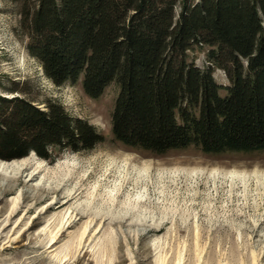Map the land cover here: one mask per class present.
Instances as JSON below:
<instances>
[{"label":"rangeland","instance_id":"rangeland-1","mask_svg":"<svg viewBox=\"0 0 264 264\" xmlns=\"http://www.w3.org/2000/svg\"><path fill=\"white\" fill-rule=\"evenodd\" d=\"M26 41L19 3L0 0V94L40 107L53 98L105 137L91 149L53 147V158H0L24 163L18 181L0 182V264H175L178 255L181 264H264V150L154 153L119 142L110 131L117 85L90 97L81 79L56 84ZM205 51L188 55L204 67ZM213 77L228 81L219 68Z\"/></svg>","mask_w":264,"mask_h":264},{"label":"trees","instance_id":"trees-1","mask_svg":"<svg viewBox=\"0 0 264 264\" xmlns=\"http://www.w3.org/2000/svg\"><path fill=\"white\" fill-rule=\"evenodd\" d=\"M28 52L56 84L118 87L113 138L163 153L264 150V0H12ZM206 46L204 67L188 52ZM224 70L227 83L213 72ZM104 135L52 99L0 94V158L91 149Z\"/></svg>","mask_w":264,"mask_h":264},{"label":"bare ground","instance_id":"bare-ground-1","mask_svg":"<svg viewBox=\"0 0 264 264\" xmlns=\"http://www.w3.org/2000/svg\"><path fill=\"white\" fill-rule=\"evenodd\" d=\"M21 160V159H20ZM126 161V160H125ZM150 163V162H149ZM23 165H24V163H22V161H19V159H17V160H14L13 162H10V163H5L4 161L2 162V161H0V182H1V179H3L4 181L3 182H1V184H4V185H6V184H8L9 182H11V180L12 181H14V182H16V181H18L19 180V172H21V170H22V168H23ZM145 165V164H144ZM148 165V164H147ZM146 165V166H147ZM149 167V166H148ZM122 170H123V168H122ZM139 170V169H138ZM126 171V170H125ZM235 172H237L236 170L234 171V173ZM256 172V171H255ZM171 173V172H170ZM254 173V172H253ZM258 173H261V172H258ZM137 174H138V172H137ZM230 174V173H229ZM262 174V173H261ZM125 176H126V174H124ZM256 175V174H255ZM260 174H258V176H259ZM235 176V175H234ZM241 176H242V174H241ZM240 176V177H241ZM245 176V175H244ZM243 176V177H244ZM233 177V176H232ZM231 177V178H232ZM237 177V176H236ZM243 177H241V178H243ZM246 177V176H245ZM250 177V176H249ZM65 177H62V179H64ZM190 178V177H189ZM230 178V179H231ZM69 179V178H68ZM224 179V178H223ZM245 179V178H244ZM6 180V181H5ZM232 180H233V178H232ZM8 181V182H7ZM14 182H13V184H14ZM63 182V181H62ZM118 184V183H117ZM246 184V183H245ZM115 186V185H114ZM11 188L12 187H10L9 186V188H8V190H11ZM113 189V188H112ZM96 190V189H95ZM109 190V189H108ZM110 191V190H109ZM109 191H108V193H109ZM140 191V190H139ZM18 192H20V191H18ZM50 192V191H49ZM111 193V192H110ZM142 193V192H141ZM141 193H138V195L137 196H142L141 195ZM70 194H72V193H69V195L68 196H70ZM147 194V193H146ZM72 196V195H71ZM70 196V197H71ZM135 197V200H136V198H139V197ZM17 198H18V196H14L13 197V203H12V209H11V211L13 210V204H15L16 203V200H17ZM141 198V197H140ZM143 198V197H142ZM68 199H70V198H68ZM140 200V199H139ZM54 202V200H51V201H49L45 206L48 208V207H50L51 205V203H53ZM72 210H70V212H71ZM62 213V212H61ZM69 213V212H68ZM67 213V214H68ZM83 214V213H82ZM39 215V214H38ZM71 214H69L68 216H70ZM64 217H65V215H61L60 217H59V221H58V223H57V228H59V227H61V225H62V223H63V219H64ZM67 217V216H66ZM68 218V217H67ZM20 219V218H19ZM71 220V219H70ZM89 222H91V221H89ZM87 224V223H86ZM85 229H86V227L84 228V230H83V232L85 231ZM83 232L81 233L82 235H83ZM54 234L52 235V237L51 238H54ZM80 239H81V236H80ZM72 252V251H71ZM68 254V253H67ZM104 254V253H103ZM178 254V253H177ZM177 257V259H175V260H177L176 261V263L175 264H181V255H178V256H176ZM160 260H161V263H163V262H165V255H162V257L160 258Z\"/></svg>","mask_w":264,"mask_h":264}]
</instances>
